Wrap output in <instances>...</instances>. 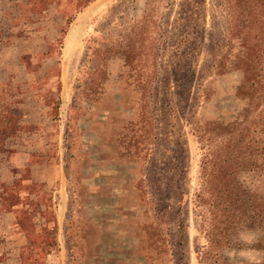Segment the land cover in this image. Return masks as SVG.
Here are the masks:
<instances>
[{
  "label": "rangeland",
  "instance_id": "374dc122",
  "mask_svg": "<svg viewBox=\"0 0 264 264\" xmlns=\"http://www.w3.org/2000/svg\"><path fill=\"white\" fill-rule=\"evenodd\" d=\"M22 2L0 264H261L264 0Z\"/></svg>",
  "mask_w": 264,
  "mask_h": 264
},
{
  "label": "trees",
  "instance_id": "16d2710c",
  "mask_svg": "<svg viewBox=\"0 0 264 264\" xmlns=\"http://www.w3.org/2000/svg\"><path fill=\"white\" fill-rule=\"evenodd\" d=\"M9 1V6L11 7H15L13 11H9L8 8L5 7V1L1 0L0 1V18L6 20L8 23H11L14 25V21L16 20L15 17L13 16L14 14L16 15H20L21 11L23 10L22 5L20 3H18V1H23L22 4L24 3V5L27 4V7L31 5V3H33L34 0H6ZM1 89V87H0ZM10 111L5 108V105H2L0 103V138H2L4 136V134H6V131L8 129V127L11 126V119L9 118V113ZM264 215V213H263ZM261 223L262 226H264V217L261 216ZM264 229V227H262ZM264 264V261L261 263Z\"/></svg>",
  "mask_w": 264,
  "mask_h": 264
},
{
  "label": "crops",
  "instance_id": "0c3cea01",
  "mask_svg": "<svg viewBox=\"0 0 264 264\" xmlns=\"http://www.w3.org/2000/svg\"><path fill=\"white\" fill-rule=\"evenodd\" d=\"M4 1H5V3H4L5 4V7L9 6V1H6V0H4Z\"/></svg>",
  "mask_w": 264,
  "mask_h": 264
}]
</instances>
